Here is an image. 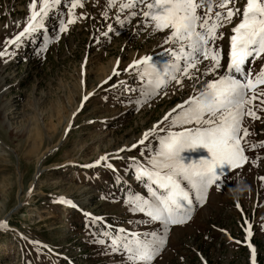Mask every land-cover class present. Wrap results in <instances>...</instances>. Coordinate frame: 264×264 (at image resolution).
Here are the masks:
<instances>
[{
  "label": "rangeland",
  "instance_id": "obj_1",
  "mask_svg": "<svg viewBox=\"0 0 264 264\" xmlns=\"http://www.w3.org/2000/svg\"><path fill=\"white\" fill-rule=\"evenodd\" d=\"M245 1L237 0L234 6L242 10ZM29 3L0 0V52H6L0 56V221L7 224L0 229V264H125L123 254L110 250L103 233L155 229L143 223L142 213L129 212L123 203L130 192L147 196L135 179L134 166L130 167L132 159L143 161L141 149L158 146L171 119L166 121L165 116L189 96H198L203 84L193 90L190 81L176 73L183 88L171 81L137 110L129 101L140 98L141 81L135 70H123L146 54L164 70L170 59L164 32L142 28L139 17L121 26L115 6L105 18L101 13L106 0H85L84 9L75 10L88 13L83 20L68 25L62 3L34 40L6 44L25 26ZM215 11L223 10L214 7ZM61 13L66 33L58 31ZM125 15L120 14V19ZM238 22L234 18L219 29L223 38L216 44L223 52L222 63L226 64L231 27ZM109 25L114 31L104 36ZM44 33L51 42L38 52ZM250 63L255 74L264 66V57ZM114 67L119 75L103 83ZM88 93L92 95L84 101ZM254 110L264 118V112ZM153 125L156 131L144 145L120 151L130 148ZM244 126L256 133L249 141H264V123L245 118ZM184 127L192 125H175L169 131ZM245 154L249 160L241 168L225 172L222 189L212 186L191 219L171 228L154 264H253V259L264 264V181L257 179L264 176V148ZM101 156H106V163L83 167ZM206 156L202 148L181 153L185 163ZM61 198L76 207L60 203ZM95 217L100 221L93 222Z\"/></svg>",
  "mask_w": 264,
  "mask_h": 264
},
{
  "label": "snow or ice",
  "instance_id": "obj_2",
  "mask_svg": "<svg viewBox=\"0 0 264 264\" xmlns=\"http://www.w3.org/2000/svg\"><path fill=\"white\" fill-rule=\"evenodd\" d=\"M236 2L237 0H219L218 3L216 0H106L102 16L107 18V10L115 6L116 20L121 26L126 21L139 17L142 28L150 27L153 33L164 32V44L169 46L166 51L170 59L164 70L153 63L152 56L148 54L140 59H133L123 70H135L141 81L140 98L130 100V104L137 105L138 110L141 103L155 96L158 90H162L171 81L183 88L185 85L177 78L176 73L189 80L193 90L200 83L204 89L198 96H189L182 104H177L165 116L166 121L171 116L167 129H162L167 134L159 137V144L155 149H141V156L145 157L143 161L132 159L130 167L134 166L135 179L142 183L147 196L130 192L123 197V203L129 212L142 213L146 217L143 223L155 225V229L138 232L119 228L114 233H103L110 241V250L123 254L125 264H154L166 247L171 228L182 226L191 219L195 206L205 202L212 186L217 190L222 189L225 172L241 168L249 160L245 154L247 151L264 148V141L251 142L247 139L256 133L244 126L245 118L264 123V118L254 110L264 112V87H261L264 86V66L253 74L250 63L264 57V0H246L242 10L234 6ZM62 3L67 7L68 25L74 24L78 19L83 20L88 15L84 11L79 14L75 12L77 8L84 9L85 0H71L70 5L66 0H30L25 26L5 43L19 45L23 39L34 40L35 34L45 29L46 18ZM230 4L233 6L229 7ZM214 7L223 11L213 13ZM125 12L124 20H121L120 14ZM62 16L63 13L58 18V31L66 33L68 28ZM234 18H238L239 22L231 28L225 64L222 63V49L217 46L216 41L223 38L219 29L225 24H231ZM113 31V26L109 25L108 32L103 35L108 36ZM54 38L59 40L60 36L55 35ZM50 42L49 35L44 33L43 45L38 52L44 51ZM4 55L6 52H0V56ZM119 62L118 58L117 65ZM83 67L82 64L81 68ZM118 75L114 67L112 74L103 83ZM202 77L208 79L202 80ZM91 95L92 93H88L83 100L86 101ZM253 101L259 103L254 104ZM175 125L192 127H184L182 131H169ZM67 131L65 129V133ZM153 131H156V125L144 132L142 138L130 148L120 151H131L138 144L144 145ZM199 148L206 150V158L185 163L181 153ZM259 159L260 157H256V160ZM106 160V156H101L93 164L83 167H95L101 162L106 163ZM252 163L255 166L256 161L253 160ZM107 167L116 171L111 164H107ZM257 179L264 181V176ZM59 202L76 207L71 201L62 198ZM84 215L90 216L89 213ZM100 219L95 217L93 222ZM6 228L7 224L0 221V229ZM247 235H250V231L245 239ZM97 242L104 243V240ZM248 247L251 250L250 244ZM254 255L253 250V257Z\"/></svg>",
  "mask_w": 264,
  "mask_h": 264
},
{
  "label": "bare ground",
  "instance_id": "obj_3",
  "mask_svg": "<svg viewBox=\"0 0 264 264\" xmlns=\"http://www.w3.org/2000/svg\"><path fill=\"white\" fill-rule=\"evenodd\" d=\"M245 3H246V1H245ZM245 3H244V4H245ZM244 4H243V6H244ZM26 10H27V12H29V11H28V5L26 6ZM14 21H15V20H14ZM16 22H17V21H15V22H13V23H16ZM26 22H27V21H26ZM9 25H10V24H9ZM183 102H184V101H183ZM7 128H8V127H7ZM248 238H249V235L247 236V239H248ZM248 241H249V239H248ZM249 250H250V248H249ZM250 251H251V250H250Z\"/></svg>",
  "mask_w": 264,
  "mask_h": 264
}]
</instances>
